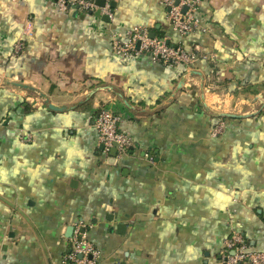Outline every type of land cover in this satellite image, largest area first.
<instances>
[{"label":"crops","instance_id":"crops-1","mask_svg":"<svg viewBox=\"0 0 264 264\" xmlns=\"http://www.w3.org/2000/svg\"><path fill=\"white\" fill-rule=\"evenodd\" d=\"M114 2L0 0V264H60L78 221L97 264H216L232 230L264 250V0H202L184 36L160 0ZM135 25L197 57L115 54ZM103 107L132 141L115 163Z\"/></svg>","mask_w":264,"mask_h":264},{"label":"built area","instance_id":"built-area-1","mask_svg":"<svg viewBox=\"0 0 264 264\" xmlns=\"http://www.w3.org/2000/svg\"><path fill=\"white\" fill-rule=\"evenodd\" d=\"M103 5H97L95 0H53L56 8L61 12H83L98 10L109 21L113 20L114 0H103ZM165 6L167 19L172 28L184 36L198 28L197 9L202 0H160ZM111 49L120 56H147L154 62L168 65L189 64L197 56L188 52L181 42L170 43L163 36H150L145 26L135 25L124 31L123 34H114L111 37ZM24 48L21 41L15 42L13 53L16 55ZM119 115L108 108H100L95 115L94 126L98 135V142L102 145V153L107 156L115 146L116 156L128 153L132 141L130 136L118 127ZM221 131V126L214 129ZM29 138V134H26ZM152 160V158H150ZM68 250L60 259V264H97L99 250L87 238L86 224L78 221L73 225L72 233L66 240ZM219 264H264V250H254L245 236L232 230L224 240Z\"/></svg>","mask_w":264,"mask_h":264},{"label":"water","instance_id":"water-1","mask_svg":"<svg viewBox=\"0 0 264 264\" xmlns=\"http://www.w3.org/2000/svg\"><path fill=\"white\" fill-rule=\"evenodd\" d=\"M95 3H96L97 5H100V6H101V5H103L104 1H103V0H95ZM111 5H112V7H115V2L113 1V2L111 3ZM75 13H76V12H75ZM89 13H91V11H90ZM103 19H104V20H107L108 18H107L106 16H103ZM150 36H154V33L151 32V33H150ZM48 107H49L50 109H53V110H62V109L64 108L63 106H55V105H53V104H51V103H49V102H48ZM222 115H226V116H230V117H234V118L239 117L238 114H230V113H225V114H222ZM100 148L102 149V145H100ZM109 158H110L109 161H111L110 163H115V162H117V158H116V148H115V146L110 150ZM72 229H73V226H68V227L66 228V232H65V236H66V237H68V236L71 235ZM219 258H220V256L218 257V259H219ZM216 264H219V262H217Z\"/></svg>","mask_w":264,"mask_h":264},{"label":"trees","instance_id":"trees-1","mask_svg":"<svg viewBox=\"0 0 264 264\" xmlns=\"http://www.w3.org/2000/svg\"><path fill=\"white\" fill-rule=\"evenodd\" d=\"M159 36V35H158ZM264 113V110L262 111Z\"/></svg>","mask_w":264,"mask_h":264}]
</instances>
